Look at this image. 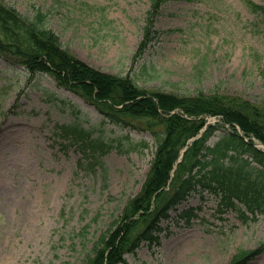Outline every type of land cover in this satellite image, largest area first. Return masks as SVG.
Returning a JSON list of instances; mask_svg holds the SVG:
<instances>
[{
  "label": "rangeland",
  "instance_id": "obj_1",
  "mask_svg": "<svg viewBox=\"0 0 264 264\" xmlns=\"http://www.w3.org/2000/svg\"><path fill=\"white\" fill-rule=\"evenodd\" d=\"M3 1L25 17L43 13L79 60L149 92L203 91L264 106V14L247 0H168L154 22L158 38L135 60L152 0ZM205 118L217 125L213 145L230 127ZM62 125L86 131L98 147L63 140ZM156 146L148 130L112 125L50 75L0 58V264H82L141 192ZM220 199L192 192L125 264H232L261 249L264 216L245 211L244 220ZM245 264H264V251Z\"/></svg>",
  "mask_w": 264,
  "mask_h": 264
},
{
  "label": "trees",
  "instance_id": "obj_2",
  "mask_svg": "<svg viewBox=\"0 0 264 264\" xmlns=\"http://www.w3.org/2000/svg\"><path fill=\"white\" fill-rule=\"evenodd\" d=\"M167 1L152 0L133 60L142 58L157 39L154 22ZM246 3L252 12L264 14L263 6ZM45 20L46 15L41 12L33 18L25 17L0 0V58L11 65H22L31 75H51L111 123L148 130L157 141L141 192L128 202L115 225L94 243L82 264H125V255L135 252L141 242L157 240L153 233L159 230L158 222L166 219L168 211L197 187L221 195V206L242 213L244 220L245 211L253 218L264 216V152L255 148L251 140L264 144V106L239 96L203 91L193 96L149 92L129 76L106 74L79 60L46 26ZM206 115L221 117L231 128L213 145L208 142L217 125H207L205 118H200ZM236 126L250 138L249 142L239 136ZM203 129L202 137L189 143ZM58 135L73 136L82 144L88 142V148L98 147V141L89 140L91 135L84 139L86 131L82 129L61 127ZM252 161L262 169L253 166ZM144 224L147 225L142 228ZM261 251L264 246L252 254L241 253L233 264H243Z\"/></svg>",
  "mask_w": 264,
  "mask_h": 264
}]
</instances>
